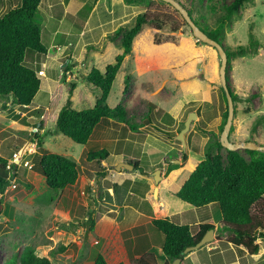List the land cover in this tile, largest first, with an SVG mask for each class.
<instances>
[{
  "label": "rangeland",
  "instance_id": "rangeland-1",
  "mask_svg": "<svg viewBox=\"0 0 264 264\" xmlns=\"http://www.w3.org/2000/svg\"><path fill=\"white\" fill-rule=\"evenodd\" d=\"M174 1L180 7L191 10L192 17L199 25L214 28L216 19L224 14V6L232 0H217L213 11L208 8L205 0ZM106 2L109 4L110 0L103 1V5L111 11ZM121 2L124 6L134 8L131 15L125 17L124 22L115 29H107L101 40L98 31L79 39L80 51L82 44L89 45L85 46L83 55H87V59L76 61L77 64L71 62L70 56L77 45L75 34L82 30L80 22L84 12L82 15L76 14L73 18L77 21L73 30L74 38L69 37L66 42L62 40L63 31H68L72 23L69 19L60 21L65 10L61 0H42L41 13L37 17L41 25L43 24L45 34L47 30L57 27L59 35L54 41L55 45L72 44L59 59L62 71L60 86L63 94L55 114L68 98L72 85L74 89L70 100L73 109L82 110L95 105L99 92L86 82L85 77L92 68L103 73L105 66L112 64L115 57L122 53L121 35L114 37L116 30L125 26L131 27L136 16L143 13L154 14L163 22L160 27H142L133 41L131 53L124 57L116 73L106 101L112 109L121 108L126 124L135 126V132L140 135L137 138L132 137V131H126L124 123L120 120H103L92 133L90 141L86 145H78L56 133L53 122L45 123L40 129L39 109L31 111L19 106L14 107L11 114L14 116L13 110L17 111L15 117L20 120L8 129L11 138L2 145L0 157L9 160L14 152H20V158L26 161L31 169L20 166V180H15V189H9L4 196L3 211L1 209L0 215V264L18 262L20 254L27 246L33 247L37 256L48 258L52 264H91L95 253L98 252L109 264L124 261V253L120 255L119 251L123 249V233L128 226L123 213L124 187L116 179V174L124 169L116 171V162L121 159L116 154L128 155L144 162L148 155L140 154V149L145 142H149L152 147L158 146L155 147V153L167 152L163 150L167 147L175 148V153L166 156L160 163L162 168L157 169L161 172L160 181L161 170H181L178 173H170L169 178L163 177L162 187L167 188L172 187L174 178H184L197 162L204 159L205 147L211 133L220 140L219 126L223 122L227 104L221 91V60L216 50L193 36L190 27L184 23L180 13L172 5L162 0H137L131 5L125 0ZM44 11L50 16L47 21L43 16ZM70 33L73 34L72 31ZM43 41L51 44V39H47V36ZM107 41L110 43L107 44ZM220 41L226 50L237 52L239 48L245 49L244 54L230 58L226 67L229 92L239 98L235 104L228 140L239 145L252 142L264 147V0L245 2L224 25ZM55 49L60 51V48ZM145 49L148 51L147 57L143 53ZM89 50L90 52H86ZM91 50L100 53L96 54ZM26 54L24 64L39 71V64L34 65V62H39L31 58L34 53ZM67 65L69 67L65 70ZM71 66L77 67L70 69ZM46 72L54 76L52 70ZM42 75L43 73L40 74L41 83L44 81ZM127 76L129 79L125 82ZM142 88L151 93L149 99L152 102L160 100L168 111L174 113L175 119L166 113L172 122L168 117L167 122H164V116L163 121L160 120L163 111L160 110L162 113L158 114L152 110L151 114L157 115L153 121L166 124H159L157 129L148 123L144 117L147 113L148 98L145 94H140ZM51 99L52 96L48 97L40 91L31 102L30 108L39 104V108L47 109ZM177 107L179 109L175 112ZM190 113H194L196 119L190 123L189 130L183 136V150L182 142L177 140L178 134L175 135V132L184 128ZM34 131L37 134L35 137ZM173 134L174 136H171ZM38 140H41L45 151L66 156L76 163L78 179L73 186L59 192L49 191L44 179L33 167L39 156L36 146ZM31 144L35 145L33 151H29V147H33ZM101 149L109 153L103 163L87 159V153ZM225 150L222 148L220 151L223 165L226 164ZM237 152L248 161L249 156L244 149ZM147 153L152 154L149 151ZM188 154L193 158L187 160ZM154 171H150L152 177ZM154 192L149 198L152 202L157 200ZM166 194L168 193L165 192L164 195ZM173 200L175 208L185 207V203L176 197ZM211 207L217 209L216 204ZM255 210L264 215V207H257ZM90 212L94 213L93 232H88L81 225ZM136 224L139 225L140 222ZM138 225L136 229L139 232ZM62 245L67 246L65 251L52 253Z\"/></svg>",
  "mask_w": 264,
  "mask_h": 264
},
{
  "label": "trees",
  "instance_id": "trees-1",
  "mask_svg": "<svg viewBox=\"0 0 264 264\" xmlns=\"http://www.w3.org/2000/svg\"><path fill=\"white\" fill-rule=\"evenodd\" d=\"M136 1L125 0L128 5L134 4ZM202 1L204 0H199V2ZM205 1L208 3V8L213 11L217 0ZM40 2L41 0H21L19 7L10 9L0 17V98L7 99L10 105L28 107L39 91L40 80L35 69L27 67L24 62L27 52L46 55L49 48L48 43L43 41L41 23L37 17ZM245 2H252V0H232L230 4L224 6V14L216 19L214 28L199 25L198 21L192 17V11L182 7L200 30L223 47L220 41L223 27ZM90 10L91 6H86L81 10L79 14L82 15V12H84L82 21L86 20ZM184 23L187 25L185 21ZM162 24L163 22L154 14L143 13L136 16L131 27L125 26L116 30L114 37L121 35L122 53L115 57L112 64L105 66L103 73L96 68H92L85 77L86 82L99 92L95 105L82 110L73 109L70 100L74 89L72 85L68 92V98L58 113L55 114L63 94L62 87L58 86L55 89L56 93L54 91L52 94L50 107L47 109L38 108L41 112L40 129L45 123L53 122L56 133L70 139L75 144L86 145L98 124L103 120L112 119L122 121L125 130L132 131L130 132L132 137H139L140 134L135 132V126L130 127L126 124L122 109H112L106 104V101L111 92L116 73L120 69L124 57L131 53L133 41L141 32L142 27L145 25L160 27ZM224 51L228 63L230 58L244 54L245 49L239 48L237 52L226 49ZM143 53L146 57L148 56L147 49ZM68 67L69 65L65 69ZM128 79L129 76L126 77L125 82H128ZM221 91L227 104L223 88H221ZM229 93L235 110V104L239 101V98L237 95ZM148 110V115L151 118L150 113L153 110L151 105ZM227 114L226 106L223 122L219 126L220 134L225 125ZM163 116L165 120H167L166 117L170 118L166 113ZM169 120L172 122L171 118ZM178 131L180 130H176L175 135L178 134ZM36 135L34 131L33 136ZM171 136H174V134ZM36 146L39 156L33 167L44 178L49 191L59 192L73 186L78 179L76 163L66 156L45 151L41 140L37 141ZM222 148L218 137L211 133L210 140L205 147L204 159L196 163L186 181L174 194V197L194 208L216 204L220 214L217 234L227 233L232 244L243 246L249 252H255L258 249V246L254 244L258 231H260L259 236L264 239V215L255 210L257 207H264V151L245 150L249 156L247 161L239 152L225 150L226 164L223 165L220 156ZM108 154L107 150L101 149L87 153L86 157L89 161H96L100 164L107 160ZM124 159L133 165V171L145 173L162 168L160 164L150 166L147 159L141 162L139 159L128 155H124ZM7 164L8 160L0 157V194L4 193L10 184V180H20L17 166L12 165L8 170ZM3 201L4 198H0V215L3 211ZM81 225L88 232H93L95 226L94 213L90 212ZM150 228L155 233L163 236L161 250L170 263L182 259L185 255L184 251L195 246L207 231L213 230V225H201L199 231L192 234L189 226L177 225L168 218L163 217L153 220L150 223ZM137 232L136 228L132 230V233ZM130 233L129 230L123 233L126 247L129 245L127 237ZM66 247L64 245L59 246L52 253H61L66 250ZM7 264L52 263L46 257L37 256L34 248L27 246L20 254L18 262ZM92 264L107 263L102 254L98 252L95 253ZM118 264L124 263L120 262ZM130 264H156V259L153 254L144 252L138 258H131Z\"/></svg>",
  "mask_w": 264,
  "mask_h": 264
},
{
  "label": "crops",
  "instance_id": "crops-1",
  "mask_svg": "<svg viewBox=\"0 0 264 264\" xmlns=\"http://www.w3.org/2000/svg\"><path fill=\"white\" fill-rule=\"evenodd\" d=\"M47 0H43V2H46ZM103 1L106 0H61L62 4L65 7V10L63 11L61 15V20L64 21L65 19H69V21L72 23V27L68 29V31H63V38L62 40H65V42L68 40V38H74L73 30L75 28V25L77 21L75 22L73 20L74 17H76V14H79L81 10L86 6H91L90 13L88 14L85 21H82V30L79 34H75L76 37V48L74 49V54L70 57L72 63H76V61H80L81 59H87V55L83 56L85 53V46L89 44H82V51H80L81 42L79 39L82 37H85L95 31L100 32V40L104 37V32L109 29H115L117 26L122 24L125 20V17L131 15L133 12L132 7L130 6H124V4L121 2L122 0H110V3L107 4L111 7V11L107 10L106 5H103ZM42 2V0H41ZM40 2L39 6V13L42 7V4ZM21 4V0H0V17L4 15L7 11L10 9L19 7ZM43 16L48 20L49 13L43 12ZM42 28V35L43 39L47 36V39H51V44L49 45L48 51L46 55H37L33 54L31 58H34V60L38 61L34 62V65L39 64V71H36L37 77L40 80L39 72L43 71L44 81L41 83L40 81V87L39 91L34 97L33 101L37 97V95L41 92H44L48 97L52 96L54 93V90L60 86L61 81V74L62 71L60 70L61 63L59 62V59L66 53V50L69 49V47H72V44L70 43H64V45H55L54 41L58 38L59 31L56 28L52 30H47L46 34L44 33V27L43 24L41 25ZM72 31L73 34L70 33ZM75 32V31H74ZM69 42V41H68ZM73 43V42H72ZM107 44L110 42H106ZM106 44V45H107ZM94 45V44H93ZM96 45V44H95ZM55 48H60V51H57ZM73 49V48H72ZM65 50V52H64ZM78 51V54L76 55ZM95 52L96 54L100 53L94 50H91V52ZM62 52V54H61ZM86 52H90L86 51ZM91 54V53H90ZM61 55V56H59ZM77 66H71L70 69H74ZM66 66L64 67V69ZM34 69V68H33ZM48 70H52L54 73V76H50L46 74ZM66 70V69H65ZM144 77V76H143ZM149 90V89H148ZM155 90V89H154ZM140 94L146 95L148 100L146 101V106L149 108L151 105L154 112H159L160 110L164 113H169V115L175 119V115L172 111H168L166 105L163 106L164 102L160 100H155V102H152L151 99H149L151 93L147 92V89L142 88L140 90ZM154 94V93H153ZM208 96V94H206ZM153 97V96H151ZM155 98V97H154ZM208 98V97H207ZM32 101V102H33ZM32 103L30 104V106ZM23 107L27 109L37 110L39 108V104L35 105L33 108ZM14 107H18L16 105H10L8 102H6V99H0V149L2 145L8 141V139L11 138L8 129H10L13 125L17 124V121L20 119H16L15 115L18 113L17 111L13 110V113L11 114V110ZM43 108V107H40ZM148 108L147 113L144 115V117L148 120L149 124H152V127H155L157 129L159 124H166L159 121L155 122L153 119L157 117V115L151 114L148 115ZM45 109V108H44ZM177 110L179 107L175 108ZM163 114L161 116H163ZM156 119V118H155ZM160 120L163 121V118H160ZM164 122H167L164 118ZM96 129V128H95ZM164 130V129H160ZM95 131V130H94ZM165 131V130H164ZM90 141V140H89ZM88 141V142H89ZM156 148L158 146L152 147L149 142L143 143L142 149H140L141 153L143 155L147 156V161L149 162L150 166H155L160 164L163 159L166 156L172 155V153H175L176 149L173 147H162L163 150H166L167 152H160L155 153ZM184 150V146H181ZM160 148V147H159ZM175 150V151H174ZM151 152L152 154H148L147 152ZM118 158H121L116 164H120L122 161L127 162L124 159V155L116 154ZM110 156V155H109ZM191 154H188L187 160L191 159ZM201 161V160H200ZM103 163V162H102ZM194 169V168H193ZM162 171L161 181L158 183L154 182V179L152 175H150V172H139V171H128L124 170L123 172H118L116 174V179L118 180V183L124 187V220H126L127 226L124 231H131L130 236L127 237V240L129 242V245L126 247V244L124 242L123 249L119 251L120 255H123L124 253V261L122 263L124 264H130L131 258H138L141 254L144 252L151 253L154 255L156 259V264H173L174 261H171L169 263V260L161 250V243L163 241V236L155 233L150 228V223L153 220L166 217L171 222L177 224V225H187L190 228V231L192 234H196L199 231V226L201 225H207L212 224L213 225V236L212 240L208 242L206 245L200 247L199 249H196L194 251L188 252L183 256L182 259H179L177 264H264V239L262 241H255L254 244L258 246L257 251L255 252H249L245 247L243 246H237L232 244L231 238H229V235L227 233H220L217 234L218 225L220 222V214L218 207L217 209L212 208L211 206L213 204L207 205L202 208H194L189 205L185 204V207H174V194L181 188L183 183L186 181L188 176L192 171H189L187 175L184 178H177L173 180V183L171 186H168L167 188L162 187V179L169 178L170 173H178L181 171L180 169H173L171 172L168 171ZM161 174V172H160ZM42 177V176H41ZM43 178V177H42ZM44 179V178H43ZM165 189V190H164ZM111 191V189H109ZM155 191V195L157 196V200L155 202H152V200H149L152 192ZM166 193V195H164ZM111 193V192H110ZM165 197V199H163ZM171 197L172 199L170 200ZM177 199V198H176ZM161 205V207H160ZM204 209H206V212H204ZM137 222H140V224H136ZM133 224L130 226V224ZM136 225H138L137 228H139V232L132 233V230L136 228ZM216 235H218L216 237ZM109 264V262H106ZM120 263V262H119ZM92 264V263H91ZM111 264H118L113 263Z\"/></svg>",
  "mask_w": 264,
  "mask_h": 264
},
{
  "label": "water",
  "instance_id": "water-1",
  "mask_svg": "<svg viewBox=\"0 0 264 264\" xmlns=\"http://www.w3.org/2000/svg\"><path fill=\"white\" fill-rule=\"evenodd\" d=\"M162 1L172 5L180 13L184 21L190 27L193 36L199 41H201L202 43H205L209 45L210 47H213L220 57L221 63H220V68H219V76H220L222 88L225 93V97L227 101V110H228L226 122H225V125L220 135V143L222 144V147L229 151H237L239 149L250 150V151H263L264 147L257 146L252 142H248L245 145H239V144L231 143L228 140L229 130L231 128L232 121H233L234 108H233V102H232L229 90L227 88V83H226L227 56L224 51V48L221 45H219L217 42H215L214 40L210 39L202 30H200L194 24V22L188 15L187 11L183 9L182 7H180L174 0H162ZM195 119H196V115L194 113H190L184 123V128L178 133V136L176 137L177 140L182 142L183 146H184L183 136L189 130L190 123ZM121 168H123L124 170L132 171L133 165L129 164L128 162H121L120 164L117 165L116 171H120ZM153 179L155 183H158L160 181V170H156L153 172ZM212 236H213V230L207 231L204 234V236L201 238V240L195 246L187 248L184 251V254H187L188 252L194 251L206 245L208 242L212 240ZM178 261L179 260H175L173 264H177Z\"/></svg>",
  "mask_w": 264,
  "mask_h": 264
},
{
  "label": "built area",
  "instance_id": "built-area-1",
  "mask_svg": "<svg viewBox=\"0 0 264 264\" xmlns=\"http://www.w3.org/2000/svg\"><path fill=\"white\" fill-rule=\"evenodd\" d=\"M43 71L39 72V75L42 74ZM31 146L33 147H29V151H33L35 149V145L34 144H31ZM32 148V149H31ZM34 148V149H33ZM19 153L20 152H14L12 155H11V158L8 160V164H7V169L9 170L10 167L12 165H16L17 168H19L20 166H23V167H26L28 169H31V166L28 165V163L26 161H23V159L20 158L19 156ZM31 153V152H30ZM10 177V175H9ZM15 181V179H12L10 180V184L9 186L6 188V190L4 191L3 194H0V198H4V196L6 195V192L9 190V189H15V185L13 184V182ZM12 183V184H11ZM259 233L260 231L257 232V237H256V240H259V241H262L263 239L259 236Z\"/></svg>",
  "mask_w": 264,
  "mask_h": 264
}]
</instances>
